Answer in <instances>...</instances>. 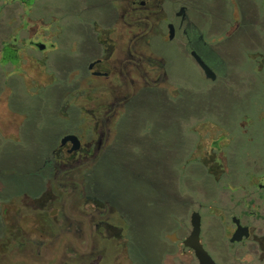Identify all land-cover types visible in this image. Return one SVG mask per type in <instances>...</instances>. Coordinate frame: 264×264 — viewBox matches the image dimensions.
<instances>
[{"label": "rangeland", "instance_id": "374dc122", "mask_svg": "<svg viewBox=\"0 0 264 264\" xmlns=\"http://www.w3.org/2000/svg\"><path fill=\"white\" fill-rule=\"evenodd\" d=\"M95 1L99 7L92 14L106 20L111 9L103 6L105 0ZM197 1L188 9L206 42L197 50L219 75H227L223 82L204 77L181 36L152 41V50L164 55L165 62L157 61L146 88H135L127 109L121 99L112 106L106 83H65L69 61L62 46L50 51V62L46 52L22 60L23 74L13 71L10 63L7 71L0 70V219L17 223L19 229L13 225L0 230V264L192 263L191 252L181 243L185 231L178 228V240L167 237L182 218L187 220L175 197L187 187L198 191L205 203L214 176L210 172L230 171L228 156L241 138L244 113L258 127L264 112V98L249 87L241 45L232 46L238 36L226 39L236 23L237 30L243 28V9L235 0ZM253 10L264 13L262 6ZM48 11L50 4L40 6L32 17L41 34L45 30L38 22H48ZM15 12V7L7 8V20L13 15L7 27L16 23ZM226 51L230 56L223 54ZM49 69L52 77L47 76ZM118 109V116L110 115ZM215 126L219 134L235 129L238 138L228 147L225 139L223 148L213 149L211 156L208 145ZM93 127L98 130L94 138L103 132L102 146L93 157L71 160L65 167H53L51 160L50 172L39 168L49 143L52 159L51 150L62 134L71 130L87 139ZM197 143L199 163H185ZM214 155L218 167L211 163ZM105 222L115 227L106 228ZM210 231L203 219L204 239Z\"/></svg>", "mask_w": 264, "mask_h": 264}, {"label": "flooded vegetation", "instance_id": "af4514ba", "mask_svg": "<svg viewBox=\"0 0 264 264\" xmlns=\"http://www.w3.org/2000/svg\"><path fill=\"white\" fill-rule=\"evenodd\" d=\"M234 2L239 9H243L240 14L243 18V28L237 30L236 27L239 26L236 23V31L227 33L226 39L229 41L238 36V40H232V46L241 45V62L249 68L246 76L248 83H251L249 87L264 98V13H256V10H253L259 6L264 9V0ZM197 3V0H105L103 6L111 9V15L101 21L92 14L93 9L99 7L95 0H0V70L7 71V63H10L13 71L17 68V73L23 74L20 63L22 60L34 57L38 52H46V60L50 62V51L59 50L62 46L66 61H69L66 62L68 65L64 66L68 73L65 83H106L112 106L117 104L115 101L121 99L122 107L124 104L127 109L130 99L135 96V88H146L151 80V70L157 61L165 62L164 55L155 53L151 48L154 39L174 41L181 36L184 44L188 46L189 57L195 61L192 51L200 56L197 45H206V42L203 34L199 33L196 19L188 14V9L195 8ZM49 4L50 11L47 13L50 19L47 23L41 19L38 22L45 30V33L41 34L34 29L32 17L37 16V8L48 7ZM8 7L16 8L17 20L14 25L7 27L8 20L11 24L13 22V15H9L7 20ZM247 8L249 10H246ZM40 36L45 40H40ZM208 42L212 43V39ZM230 52L223 54L230 56ZM147 67H150V70ZM209 68L215 73V78L208 79L203 73L208 81L223 82L227 77L219 75L210 66ZM52 70L49 69L47 76H51ZM201 71L203 72L202 69ZM163 75V81L168 82L167 74ZM152 81L158 82L157 79ZM136 83L138 87H135ZM164 100H167V96ZM120 113L118 109L110 115L116 117ZM180 113L177 112V119ZM244 114L245 118L239 123L241 138L239 143L233 145L232 154L229 153L228 156L229 160L231 159L230 171L225 173L221 168L217 174L210 172L214 173V176L210 175L211 184L206 202L199 200L198 191L191 192L187 187L180 188L179 195L175 197L177 203L181 204L182 211L187 214V220L182 218L173 233L177 232L178 228L185 231L182 243L191 230V216L196 212L200 221L199 242L215 264H264V112L258 117V127L254 126L246 113ZM92 115L95 117L102 114ZM108 119L110 118H105ZM234 130L225 128L224 133L219 134L218 127L212 129L208 145L211 156L213 149L220 151L223 148L222 142L225 139L224 146L228 147L234 138H238L235 137ZM96 131L98 130L95 127L88 129L87 139L71 130L65 132L60 136L57 146L51 150L52 159L49 143L46 149L47 157L39 168L50 172L51 160L53 167H65L71 160L80 162L87 160L89 156L93 157L102 146L103 132L100 131L97 133L98 138H94ZM67 134L78 138L79 144L76 148H73L75 144L70 140L61 144L62 137ZM199 145L201 146L200 143L194 145L195 153L190 155L185 163H199L196 158ZM249 146L252 148L248 149ZM233 154L237 155L236 159ZM211 163L218 167L219 160L215 155ZM185 204L191 207L187 209ZM203 219L211 230L205 239L202 232ZM0 221L1 231H8L13 225L15 230L19 231L17 223L5 224L2 219ZM102 225L106 228L115 227H109L107 222ZM178 238L176 236L175 240ZM189 251L191 264H199L194 251Z\"/></svg>", "mask_w": 264, "mask_h": 264}, {"label": "water", "instance_id": "95a60500", "mask_svg": "<svg viewBox=\"0 0 264 264\" xmlns=\"http://www.w3.org/2000/svg\"><path fill=\"white\" fill-rule=\"evenodd\" d=\"M170 27V37L172 36V30L171 25ZM192 55L199 65V67L203 70V73L206 78L208 79H214L215 73L209 68V66L198 56L194 51H192ZM70 140L74 145L73 148H76L77 144H79L78 138L73 134H67L62 137L61 144H64L66 141ZM191 230L189 234L186 236V238L182 241V244L192 249L195 253V255L199 259V264H215L213 260L210 259L207 252L202 247L201 243L199 242V232H200V221H199V215L194 212L191 216ZM168 238L170 240H175L176 236L175 233H171L168 235Z\"/></svg>", "mask_w": 264, "mask_h": 264}]
</instances>
